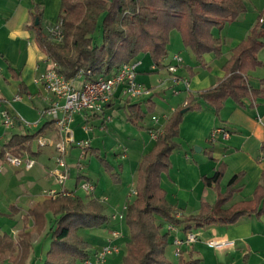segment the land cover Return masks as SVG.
Masks as SVG:
<instances>
[{
	"label": "crops",
	"instance_id": "obj_1",
	"mask_svg": "<svg viewBox=\"0 0 264 264\" xmlns=\"http://www.w3.org/2000/svg\"><path fill=\"white\" fill-rule=\"evenodd\" d=\"M244 2L247 11L226 24L227 26L222 29H225L224 33L221 30L219 35L215 34L223 40L220 56L212 53L208 54V61L201 58L195 62L192 56L185 57L183 51L176 52L184 59L178 70L179 75L183 77L185 74L190 77L187 78L188 88L175 87L176 96H181L176 103L178 106L186 104V97L190 93L197 94L222 80L226 74L224 65L231 57L232 50L264 20V0ZM60 5V0H0V151L8 138L16 133L37 134L33 141L35 154H25L36 161L31 169L17 168L7 162H0V211L12 219L20 217L23 220L32 206L49 197L46 192L60 188L55 180L48 176V170L55 166L59 154L56 144L60 141V133L54 120L47 114L42 115V111L50 104L51 95L41 76L52 65V61L40 45L35 27L40 23L46 33V27L59 19ZM36 20L39 21L38 24ZM262 40L264 41V35ZM173 54L169 52L168 47L166 58L169 60L165 62L166 58L164 59L163 67L157 66L148 53H142L136 59L138 61L136 79L150 87L151 94L138 98L129 97L123 93L122 86H119L106 104L103 115L78 113L71 122L74 141L67 144L70 155L75 149L80 151L78 143L81 140H89L92 149L99 150L98 147L94 149L93 136L90 133L92 130L84 128L86 122L90 124L101 118L98 125L101 131L106 122L105 117L111 116V120H107L109 122L105 123V126H109L110 123L114 131L119 127L123 130L125 127L127 130V145L123 146L124 151L119 153L120 155L115 153L116 159H124L119 171L114 173L117 185L112 186L110 196L98 194L95 196L106 198L105 213L106 208L113 211V215L116 213L115 219L109 214L110 222L102 226L104 244L111 229L118 228L124 232L122 227L126 223L125 220H120L118 214L123 212L121 208L134 198L131 194L136 185L140 161L156 141L151 136L156 124L154 122L147 124L145 118L137 124L133 123L128 118V108L136 104L146 112V116L153 111V116H159L162 121L163 117L168 118L177 108L175 104L165 109L154 97L165 91L164 84L172 80L167 64L171 62ZM257 55L261 64L248 72L247 79L252 92L243 99V102L228 98L218 113L207 103L201 102L199 107L185 112L180 124V134L176 139L179 147L170 157L172 167L168 172L162 173L161 184L167 191L169 202L180 208L178 217L199 213L202 201L216 203L218 190L205 186L203 176H212L220 167L224 169L219 184L221 192L227 190L229 180L235 174L243 175L235 185L238 189L225 207L251 202L252 207L256 205L258 209H262L242 217L233 224L213 223L203 229L192 228L190 231L197 235V240L183 244L182 252L188 258L201 259V264H264V200L258 198L256 193L258 187L264 185V46L258 50ZM200 66L207 69L205 74L199 69ZM157 75V80L152 79ZM92 76L82 74L75 83L80 86L83 81L93 78ZM180 83L183 82L178 84ZM158 86L161 88L158 89ZM17 96H20V99H17ZM4 109L8 110L15 120L12 128H6L2 123L1 112ZM217 126L229 130L230 136L212 142L209 134ZM39 139L45 144H40ZM192 146L199 150L190 152L188 149ZM127 150L133 152L131 156L127 154ZM73 157L71 155L67 161L72 162ZM80 177L78 172L74 183L71 182L72 187H69L70 178L65 188L78 189ZM34 226L33 218L27 222L23 220L22 226L12 229L10 234L16 236L24 228L33 232ZM182 227L183 225H167L171 233L170 245L175 256L178 255L175 253L174 240L184 239L186 236ZM1 228L2 225L0 231ZM40 237L41 234H38L34 238V243L39 241ZM213 239H226L229 243L212 247L209 242ZM211 248H214V258L209 257L207 253ZM91 249L93 248H89ZM115 260V258L111 260L110 264H114ZM107 263L106 259L101 264Z\"/></svg>",
	"mask_w": 264,
	"mask_h": 264
},
{
	"label": "trees",
	"instance_id": "obj_2",
	"mask_svg": "<svg viewBox=\"0 0 264 264\" xmlns=\"http://www.w3.org/2000/svg\"><path fill=\"white\" fill-rule=\"evenodd\" d=\"M59 18L63 19L64 38L53 40L36 25L37 38L57 70L66 78L76 80L79 75L114 73L122 63L134 61L148 53L154 63L164 66L168 55L171 31L178 30L183 43L198 59L206 53L220 56L222 38L213 28H224L247 11L244 0H60ZM264 20L248 37L232 50L224 65L225 77L215 86L186 97V104L176 108L167 118L154 146L140 161L136 180V195L127 203L124 220L129 228L123 264H172L166 256L171 233L164 224L183 225L187 233L194 227L213 223L233 224L242 217L262 211L252 203H236L225 207L235 185L243 175L235 174L227 190L219 188L224 169L218 168L212 176H203L207 187L218 190L217 201L201 202L199 213L178 217L180 210L167 198L161 184L162 173L172 167L171 155L179 147L176 139L185 112L199 107L201 102L218 113L228 98L243 102L251 94L248 72L261 64L258 50L264 46ZM146 116L136 104L129 106L128 118L137 124ZM141 128V126H139ZM36 133H16L8 138L0 151V162L6 153L16 156L34 155ZM264 200V185L257 189ZM259 199V200H260ZM3 213L0 211V216ZM51 215V217H49ZM33 218L35 233L47 232L51 238L44 264H77L92 258L89 244L77 233L81 227H102L110 222L100 198L85 200L80 195L59 193L36 203L24 215L27 222ZM35 233L25 228L16 236L0 231V262L26 264L32 251ZM178 264H201V259L178 256Z\"/></svg>",
	"mask_w": 264,
	"mask_h": 264
},
{
	"label": "built area",
	"instance_id": "obj_3",
	"mask_svg": "<svg viewBox=\"0 0 264 264\" xmlns=\"http://www.w3.org/2000/svg\"><path fill=\"white\" fill-rule=\"evenodd\" d=\"M46 33L55 41L61 42L64 38L63 32V19H58L55 24L48 25L45 29ZM184 59L180 53H175L171 56V62L167 64V70L172 74V80L174 84L183 82L185 87H189V80L178 74L179 67L183 65ZM137 64L138 61L124 62L121 66L112 74L103 75L98 74L97 77L85 80L80 86L76 85V80L66 78L57 70V65L52 62V65L48 67L42 74L41 79L48 92L51 95L49 106L42 111V115H49L57 125L60 133V141L56 144L58 149V156L56 158L55 166L48 170V176L55 180V182L61 186L60 189H52L48 191L49 197H55L59 193L76 195L77 189L68 190L65 188L66 182L71 178V165L65 155L67 151V144L74 141L73 129L71 122L74 119L75 114H104L106 104L114 96L115 90L122 86V91L129 97H142L151 94L152 90L145 84L138 82L137 76ZM81 76V75H79ZM20 99V96H17ZM167 118V117H163ZM2 123L6 128H12L15 125V120L10 112L4 109L1 112ZM153 121L156 124L155 128L151 132V136L154 140L162 132L164 123L162 119L154 115ZM111 120V116H106L105 121ZM86 130H90L89 123L84 124ZM230 136L229 130L223 126H217L213 128L209 134V139L215 142L222 139H227ZM39 143L44 145L41 139ZM80 158L86 157L88 154V148L90 146L89 140L79 141ZM5 162L24 169H31L36 161L34 158L27 156H16L11 153H6ZM75 166L82 168L83 164L78 162ZM83 189L87 194H90L95 190V184L89 179H85L80 182L79 187ZM131 195H136V188L132 190ZM101 201H106V198H100ZM126 211L127 204L124 205ZM119 218H123L125 213L121 212ZM114 237L118 235L117 231H114ZM197 240V235L192 231H188L184 239H175L174 245L176 255H180L182 252L183 244H190ZM226 239H213L209 244L212 247H219L228 244ZM120 252L119 245H117L113 239H108V243L103 249L94 256L84 261L85 264H100L104 261L105 257L109 254Z\"/></svg>",
	"mask_w": 264,
	"mask_h": 264
},
{
	"label": "rangeland",
	"instance_id": "obj_4",
	"mask_svg": "<svg viewBox=\"0 0 264 264\" xmlns=\"http://www.w3.org/2000/svg\"><path fill=\"white\" fill-rule=\"evenodd\" d=\"M56 22H57V20L52 24H55ZM222 29L215 27V28H213V33L216 35H219L220 31ZM224 31H225V29L222 30L223 33H224ZM170 37L172 38V41L170 40L168 47H169V52L171 54L176 53L177 51L181 50V51H183V54L185 57H189L188 55H190V56H192L193 60H196L195 62H198L197 61L198 58L195 55V53L190 48H188L184 45L181 34L178 30H172ZM208 54H212V53L204 54L202 59H204L205 61H208L209 60ZM168 60H169V58H166L165 62H168ZM199 69H201L203 71V74H205L207 71V69L204 68L203 66H200ZM92 75H93L92 77L95 78V77H97L98 74H92ZM183 77L188 78V79L190 78L188 75H185V74H183ZM152 79L157 80L158 75L154 76ZM174 85L175 84H174L173 80L170 79L163 86V88H166L165 91L164 90L161 91L160 95L159 94L158 95L153 94L154 97H156L155 99H156L157 103L160 106L164 107L165 109H169L171 105H175L177 103L178 98H181L180 95H177L178 97L176 96V92L174 90L185 87L184 83H180V84H178V86L177 85L174 86ZM175 87L177 89H175ZM157 88L159 89L161 87L158 86ZM184 92H186V91H184ZM182 106H184V104H182L181 106L177 105V108L182 107ZM153 114H154V112L151 111L145 117V119H146L145 122L147 124H151L154 122L152 120ZM157 114H158V112H157ZM164 121H165V118H163L162 122H164ZM100 122H101V118L100 119L98 118L89 124V127H91V130H92L90 133L93 136L94 149H96L98 147L99 150L94 151L92 149V147L89 146L87 156L80 158V151L75 149L71 152L72 157L74 155V157L72 158L73 161L69 162L72 165L74 164L73 165L74 167H72V170H71V181L69 183V187H72L71 182L74 183V179L77 176L78 172L81 175V177H80L81 182L85 179H89L95 184L96 188L90 194H87L81 188L77 189L76 195H80L86 201L89 200L90 198L97 196V194L98 195H108V196L111 195V192L113 190L112 186L117 185L116 184L117 183L116 177H115L114 173L119 171L120 164H122L124 162V159H122V158L116 159L115 153L119 154V153H122L124 151L123 146L127 145L126 144L127 130H125V127H124V130H123V128L119 127V129L117 131H114L113 129H111L110 123H109V126H105V123L109 122V121H106L104 123V125L102 126L103 129H101V131H100V129L98 127ZM128 126H130V125H128ZM132 129L135 130L134 127H132ZM188 150L190 152H195L196 146H192ZM126 152H127V154H129L131 156L132 151L127 150ZM69 155H70L69 150H67L66 155H65L67 160L71 156V155L70 156ZM78 162H81L83 164L82 168H78L77 166H75ZM59 187L61 188V186H59ZM45 194H49V193L46 192ZM133 196H135V195H133ZM103 203H105V201ZM106 209H107L106 214L107 215L111 214L112 218L115 219L116 213L113 215V213H112L113 211L108 210V208H106ZM121 211H123V213H125L124 207L121 208ZM49 217H51V215ZM120 220H124V217L120 218ZM22 224H23V220L20 217H17V219L16 218L12 219L8 214H2L0 216V225H2V228H1L2 232L8 231L10 233L12 231V229H18L19 227L22 226ZM166 227H167V224H164L165 229H166ZM122 228H123L124 232H122L121 229L119 230L118 228L111 229L109 232V235H107V242L105 244H104V235H103L102 227H93V228L81 227L78 229L77 233L80 235V237L84 241H86L89 244L90 248H93V249L89 250V252L92 256V259L108 243V239H113V241L117 245H119L120 252L113 253V254H117V255H113V254L107 255L105 257L104 261L107 259V262H108L107 264H110L111 260H113L115 258L116 260H115L114 264H123L124 254L126 253L125 244H126V241L129 239L130 231H129V228L126 224ZM194 228L196 230L201 229V228L203 229V227H194ZM32 229L34 232L35 226ZM114 231L118 232V235L115 237H114V233H113ZM37 236H38V234L35 233L34 238H36ZM50 247H51V238L49 235H47V232H43L41 234L39 241L37 240L35 243L33 241V245H32L33 250L31 251V253L28 257L26 264H44L46 257H47L48 250L50 249ZM207 253H208L209 257L214 258V248L208 249ZM166 256H167V259L172 264H178L179 263V258H178V256L174 255V252L172 251L170 244L168 245ZM0 264H9V262L8 261H2V262H0ZM77 264H85V263H84V261H78Z\"/></svg>",
	"mask_w": 264,
	"mask_h": 264
},
{
	"label": "water",
	"instance_id": "obj_5",
	"mask_svg": "<svg viewBox=\"0 0 264 264\" xmlns=\"http://www.w3.org/2000/svg\"><path fill=\"white\" fill-rule=\"evenodd\" d=\"M38 23H39V21L36 20V24H38ZM263 26H264V25H263ZM186 110H187V109H183L182 111H183V112H186ZM196 149L199 150L197 147H196Z\"/></svg>",
	"mask_w": 264,
	"mask_h": 264
}]
</instances>
